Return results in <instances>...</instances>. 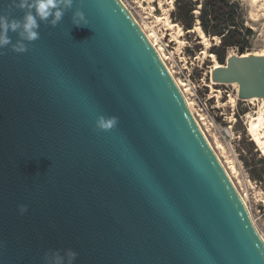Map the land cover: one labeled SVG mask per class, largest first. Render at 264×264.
Wrapping results in <instances>:
<instances>
[{
    "label": "water",
    "instance_id": "obj_1",
    "mask_svg": "<svg viewBox=\"0 0 264 264\" xmlns=\"http://www.w3.org/2000/svg\"><path fill=\"white\" fill-rule=\"evenodd\" d=\"M51 19L0 47V264L53 249L64 264L67 249L72 264H264L250 208L124 1L74 0ZM239 52L209 78L264 101V56Z\"/></svg>",
    "mask_w": 264,
    "mask_h": 264
},
{
    "label": "rangeland",
    "instance_id": "obj_2",
    "mask_svg": "<svg viewBox=\"0 0 264 264\" xmlns=\"http://www.w3.org/2000/svg\"><path fill=\"white\" fill-rule=\"evenodd\" d=\"M123 1L146 34L157 35L156 38H150L151 41L163 48L158 51L178 83L184 82L183 86L180 85L182 90L236 182L264 237V169L261 162L264 155L258 142L253 139L249 126L251 117L258 113L264 101L257 97L253 102L249 98H240L238 84L211 81L209 74L214 63L221 65L227 62L226 59L225 63H221L218 56L211 52V48L219 44L220 37L207 35L198 18L194 28L185 30L176 18L175 0H160V14L156 13L157 8L153 5L154 1L159 0ZM203 1L199 0L196 16ZM238 1L245 11L246 25L254 32L243 56L261 52L264 50V25L254 24L249 19L251 0ZM156 15L163 17L158 18ZM239 51L238 48H232L227 57L239 54ZM211 53L215 55L214 58L210 56Z\"/></svg>",
    "mask_w": 264,
    "mask_h": 264
},
{
    "label": "clouds",
    "instance_id": "obj_3",
    "mask_svg": "<svg viewBox=\"0 0 264 264\" xmlns=\"http://www.w3.org/2000/svg\"><path fill=\"white\" fill-rule=\"evenodd\" d=\"M73 4L74 0H10L5 5L4 10L0 12V47L10 43L8 35L10 31L18 32L22 39L28 41L38 39V19L39 21H47L51 17L50 23L55 26L63 19L65 12L73 8ZM12 8L26 9V11L20 19H17L11 15ZM71 22L75 26L88 25L85 13L80 8L72 12ZM14 50L24 52L26 47L23 43H18L14 46ZM117 123V117L101 118L97 121L98 126L103 130L112 129ZM18 209L23 214L27 211V205L20 204ZM66 255L68 264H72L78 253L73 249H67ZM43 260L44 264H64V255L59 250L53 249L45 252Z\"/></svg>",
    "mask_w": 264,
    "mask_h": 264
},
{
    "label": "trees",
    "instance_id": "obj_4",
    "mask_svg": "<svg viewBox=\"0 0 264 264\" xmlns=\"http://www.w3.org/2000/svg\"><path fill=\"white\" fill-rule=\"evenodd\" d=\"M176 18L185 30L194 28L197 18L205 33L210 37H220L219 44L211 48L221 63H225L232 48L245 50L253 29L246 25L245 11L238 0H204L195 15L199 0H175ZM264 169V158H261Z\"/></svg>",
    "mask_w": 264,
    "mask_h": 264
},
{
    "label": "bare ground",
    "instance_id": "obj_5",
    "mask_svg": "<svg viewBox=\"0 0 264 264\" xmlns=\"http://www.w3.org/2000/svg\"><path fill=\"white\" fill-rule=\"evenodd\" d=\"M154 3H157V8L158 9H160L162 7L161 6V3H160V0L159 1H154L153 2V5H154ZM154 6H153V8H154ZM160 13H161V9H160ZM160 13H157V14H160ZM156 17L162 18L163 16L162 15H156ZM248 17H249V19L251 21H253L254 24H258L259 23L261 25H264V3L262 2V0H251L250 1V11L248 13ZM197 28L198 29H201L200 27H197ZM153 36L155 38L157 37V35L154 34V33H151L148 37L149 38H152ZM153 44H154V46H156V48L158 50H163V48L161 46H158V43L157 42H155ZM250 54H256V55L264 56V50H262L261 52L259 51L257 53H248L246 56H248ZM210 56L212 58L215 57V55L213 53H211ZM218 66H220V64L217 63V62H215L214 65H213V68H216ZM233 84L235 85V84H238V83L235 82ZM179 85L183 86L184 85V82H180ZM254 99H257V98L256 97H253V98H249L248 100L251 101V102H253ZM256 114H255L256 116L254 115L253 117H251V119L249 121V123H250L249 126H250L251 134L253 135V139L256 142H258V144L260 146V149L263 151V155H264V105H262V107L259 109L258 113H256Z\"/></svg>",
    "mask_w": 264,
    "mask_h": 264
}]
</instances>
